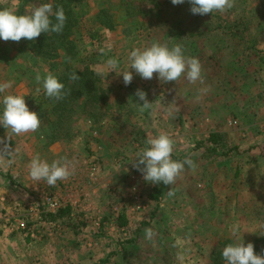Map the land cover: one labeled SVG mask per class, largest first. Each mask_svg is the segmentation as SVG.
<instances>
[{
	"label": "rangeland",
	"instance_id": "374dc122",
	"mask_svg": "<svg viewBox=\"0 0 264 264\" xmlns=\"http://www.w3.org/2000/svg\"><path fill=\"white\" fill-rule=\"evenodd\" d=\"M51 1L24 5L29 13ZM71 1L81 52L70 65L91 66L105 104L81 95L66 125L72 137L51 146L40 127L15 136L0 127V169L23 193L21 208L1 215L22 229L15 230L24 255L19 264H225L224 244L236 242V226L245 245L264 257V0H231L230 8L204 16L193 15L187 0ZM23 3L0 0V8L15 11ZM102 8L114 29L101 25ZM154 42L179 45L186 58H197L201 78L193 83L185 73L163 82L133 72L125 86L122 74L110 72L109 58L118 59L117 72L125 71L131 51ZM17 43L0 40L5 57L18 53ZM15 58L16 67L0 65V83L12 82L4 94L25 95L31 111L51 108L52 98L36 91V76L57 77L64 66L22 53ZM137 89L147 93L149 107L136 103ZM212 132L224 135L217 153L196 149L199 141L208 146ZM160 134L174 141L172 159L194 166L185 165L174 184L161 183L159 204L150 196L160 184L146 182L133 165L147 140ZM37 154L49 163L64 158L74 174L54 186L33 181L28 164ZM68 205L79 233L62 220H41V207L55 212Z\"/></svg>",
	"mask_w": 264,
	"mask_h": 264
},
{
	"label": "clouds",
	"instance_id": "9594fccd",
	"mask_svg": "<svg viewBox=\"0 0 264 264\" xmlns=\"http://www.w3.org/2000/svg\"><path fill=\"white\" fill-rule=\"evenodd\" d=\"M185 2L186 0H171L173 5ZM187 3L191 6V13L200 16L223 11L232 6L231 0H187ZM66 19L64 9L57 7L54 10L52 3L34 6L27 14H18L13 10L0 8V40L19 42L23 38L32 41L42 33H59L63 30ZM107 65L110 72L122 74L125 86L131 84L133 72L145 80H151L156 74V78L163 82L177 81L185 73L187 79L193 83L201 78V65L197 58H186L179 45L169 48L159 42H154L143 49H133L129 56V67L125 71L117 72L119 61L116 58H109ZM78 78L76 74L71 76L73 80ZM36 81L39 85L37 92L42 88L49 98L55 100L63 98L64 84L52 73L49 72L44 77L37 74ZM11 86V81L0 83V127L10 131L14 136L36 131L41 123L39 115L29 109L25 95L4 94ZM135 95L138 98L136 102L138 105L149 107L150 102L145 91L137 89ZM146 144L147 146L136 155L135 158L138 159L133 165L143 174L146 182L172 185L183 172L185 165L194 166L187 158L184 161L172 159L174 141L167 134L151 138ZM28 169L33 181H43L49 186L68 179L75 171L70 162L64 158L49 163L39 154L30 160ZM232 233L238 238L236 242L224 247L222 257L225 264H264V257L254 252V245L250 242L245 245L243 238L238 235V226L232 229ZM145 234L150 239L153 232L151 229H146Z\"/></svg>",
	"mask_w": 264,
	"mask_h": 264
},
{
	"label": "trees",
	"instance_id": "16d2710c",
	"mask_svg": "<svg viewBox=\"0 0 264 264\" xmlns=\"http://www.w3.org/2000/svg\"><path fill=\"white\" fill-rule=\"evenodd\" d=\"M29 0H24L23 6H20L19 9L15 10L18 14H27L28 12L25 9V5ZM82 1V0H75ZM54 10L57 7H62L64 9L65 15L67 17L64 28L59 33L49 32L42 33L35 40L29 41L26 39H21L17 43L18 54H28L29 56H34L41 58L45 63L49 62L50 65H62L64 66V72L57 76L60 82L64 84V95L60 100L52 99L51 108L46 107L39 108L35 110L40 117V130L41 135L46 138V145H50L57 140L63 139L64 137H72V133L69 128L66 126L71 117V112L73 111L74 101H76L81 95H85L88 99L91 100L96 105L105 104V98L103 95V88L98 85V78L95 76V71L88 64L85 65L83 69L70 65L75 59L80 55L79 49V38L80 36L77 33V24L78 18L72 6L71 0H52ZM107 8H102L98 11V18L102 26H105L109 29H114L115 22L113 17L108 13ZM100 15H104L105 19L101 18ZM92 36V35H90ZM93 37V36H92ZM89 41V40H88ZM0 56L2 53L0 52ZM3 57V56H2ZM10 58V57H9ZM62 59L60 64L58 59ZM82 59V58H81ZM8 61V60H7ZM54 61V62H53ZM55 63V64H54ZM66 64V65H65ZM76 74L79 78L76 80L71 79V76ZM50 115H56V119L52 118ZM67 118V119H66ZM66 119L65 123L62 125V121ZM50 128L46 129V128ZM223 134L220 132H212L210 138L208 139V146L199 141L196 149L204 147L206 151H213L217 153V144L221 140ZM216 144V145H215ZM230 150L228 152H223L225 156H229ZM163 195V187L160 184L157 188L154 187V192L151 193L150 198L159 202L161 201V196ZM67 215L68 219H64ZM70 213V206L62 207L57 211H47L45 207H41L40 216L41 220L45 222H55L62 220L63 224L71 227L75 232L79 233L80 227L72 222ZM123 221V220H122ZM125 222V221H124ZM118 226H122L123 223H117ZM130 243L132 240L129 241ZM233 243L229 240L225 241L224 245Z\"/></svg>",
	"mask_w": 264,
	"mask_h": 264
},
{
	"label": "crops",
	"instance_id": "0c3cea01",
	"mask_svg": "<svg viewBox=\"0 0 264 264\" xmlns=\"http://www.w3.org/2000/svg\"><path fill=\"white\" fill-rule=\"evenodd\" d=\"M2 50L3 49L0 47V52L3 56H0L1 67L2 64L4 65L3 68L6 69L15 66V62H17L15 58L16 55L10 58L5 57ZM50 146L49 148H51ZM15 179L16 178L12 177L11 174L7 173V171L0 169V230L6 231L2 232V236H0V238L5 237L4 239H0V264L5 263L6 260L10 262L14 261V264H19L21 261L18 262L17 260H21V257L24 256L21 252V241L18 240L17 237L19 232H15V230L22 232V229L17 226L18 224L15 221H3V218L1 217V215L5 214L6 211L13 213V209L18 210L21 208L23 193L22 189L16 186ZM160 203L161 201H159V204Z\"/></svg>",
	"mask_w": 264,
	"mask_h": 264
}]
</instances>
